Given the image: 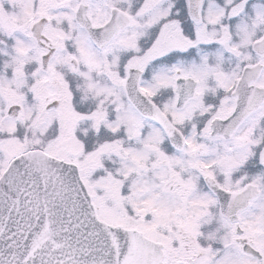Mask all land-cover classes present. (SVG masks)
Returning <instances> with one entry per match:
<instances>
[{"label": "snow or ice", "instance_id": "obj_1", "mask_svg": "<svg viewBox=\"0 0 264 264\" xmlns=\"http://www.w3.org/2000/svg\"><path fill=\"white\" fill-rule=\"evenodd\" d=\"M0 264H264V0H0Z\"/></svg>", "mask_w": 264, "mask_h": 264}]
</instances>
